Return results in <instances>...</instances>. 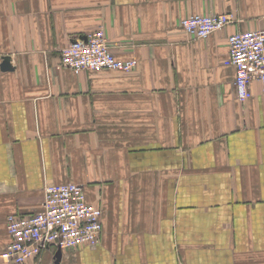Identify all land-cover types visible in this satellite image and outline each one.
<instances>
[{
    "label": "crops",
    "instance_id": "1",
    "mask_svg": "<svg viewBox=\"0 0 264 264\" xmlns=\"http://www.w3.org/2000/svg\"><path fill=\"white\" fill-rule=\"evenodd\" d=\"M221 14L205 39L179 27ZM99 27L136 67L58 69ZM260 29L264 0H0V254L8 218L72 183L104 210L99 246L26 264H264V96L235 99L227 44Z\"/></svg>",
    "mask_w": 264,
    "mask_h": 264
},
{
    "label": "built area",
    "instance_id": "2",
    "mask_svg": "<svg viewBox=\"0 0 264 264\" xmlns=\"http://www.w3.org/2000/svg\"><path fill=\"white\" fill-rule=\"evenodd\" d=\"M233 23V15H194L183 18L179 27L194 40L205 39ZM229 64L234 68L235 99L244 103L257 83L264 96V30L237 32L227 38ZM134 60H119L111 52L104 30L71 41L59 55L58 69L94 75L103 71L130 72ZM104 210L85 200L83 186L53 185L45 189L38 212L15 215L7 220L10 239L0 259L5 264H26L44 252L73 253L95 249L102 236Z\"/></svg>",
    "mask_w": 264,
    "mask_h": 264
},
{
    "label": "water",
    "instance_id": "3",
    "mask_svg": "<svg viewBox=\"0 0 264 264\" xmlns=\"http://www.w3.org/2000/svg\"><path fill=\"white\" fill-rule=\"evenodd\" d=\"M1 70L2 71H10V66L9 63L7 61H3L1 64Z\"/></svg>",
    "mask_w": 264,
    "mask_h": 264
}]
</instances>
